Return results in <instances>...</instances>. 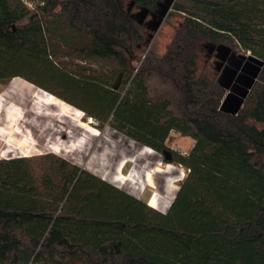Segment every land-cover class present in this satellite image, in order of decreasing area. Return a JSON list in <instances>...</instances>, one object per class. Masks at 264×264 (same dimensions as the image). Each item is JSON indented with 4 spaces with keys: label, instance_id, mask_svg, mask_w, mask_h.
I'll list each match as a JSON object with an SVG mask.
<instances>
[{
    "label": "trees",
    "instance_id": "1",
    "mask_svg": "<svg viewBox=\"0 0 264 264\" xmlns=\"http://www.w3.org/2000/svg\"><path fill=\"white\" fill-rule=\"evenodd\" d=\"M170 9L161 54L147 33ZM239 47L254 62L231 109ZM15 77L188 172L162 211L52 153L0 158V264H264V0H0V83Z\"/></svg>",
    "mask_w": 264,
    "mask_h": 264
},
{
    "label": "rangeland",
    "instance_id": "2",
    "mask_svg": "<svg viewBox=\"0 0 264 264\" xmlns=\"http://www.w3.org/2000/svg\"><path fill=\"white\" fill-rule=\"evenodd\" d=\"M28 4L31 8L35 6ZM170 11L147 33L148 48L153 44L161 54L182 19L180 15H170ZM152 19L148 16L146 22ZM235 50L238 54H250L240 47ZM217 61L220 59L215 56L210 58L208 73L214 72L218 78L221 69ZM253 68L249 64L241 73L235 83L237 91L246 89ZM242 101L239 92L228 89L225 102L231 109H237ZM99 124L81 109L22 77H15L7 84L0 83V158L52 153L167 211L187 168L165 161L161 152L137 143L108 123L104 127ZM194 143L191 137L176 131H172L167 140L168 148L182 154H188Z\"/></svg>",
    "mask_w": 264,
    "mask_h": 264
},
{
    "label": "water",
    "instance_id": "3",
    "mask_svg": "<svg viewBox=\"0 0 264 264\" xmlns=\"http://www.w3.org/2000/svg\"><path fill=\"white\" fill-rule=\"evenodd\" d=\"M162 15H165V12H163ZM158 25L159 24H156L154 26L157 27ZM230 52L231 51L229 49L226 52H223L222 50H220V53L218 55L220 56L221 59L225 60L230 55ZM236 55L241 58V61H239V63L234 68H232V67H229V68L226 67L222 71L221 79L224 82V84H225V86H226L227 89H229L232 86L233 82L235 81L236 77L238 76V74H239V72H240V70L242 68V65L244 63V60H246L247 57H248L246 54L233 53L230 56V61H231V59L233 60ZM219 65L221 67L222 64L220 63Z\"/></svg>",
    "mask_w": 264,
    "mask_h": 264
},
{
    "label": "bare ground",
    "instance_id": "4",
    "mask_svg": "<svg viewBox=\"0 0 264 264\" xmlns=\"http://www.w3.org/2000/svg\"><path fill=\"white\" fill-rule=\"evenodd\" d=\"M80 123H81V125L86 126V124L84 122H80Z\"/></svg>",
    "mask_w": 264,
    "mask_h": 264
},
{
    "label": "flooded vegetation",
    "instance_id": "5",
    "mask_svg": "<svg viewBox=\"0 0 264 264\" xmlns=\"http://www.w3.org/2000/svg\"><path fill=\"white\" fill-rule=\"evenodd\" d=\"M154 24V23H153ZM82 170H84L83 168H82Z\"/></svg>",
    "mask_w": 264,
    "mask_h": 264
}]
</instances>
